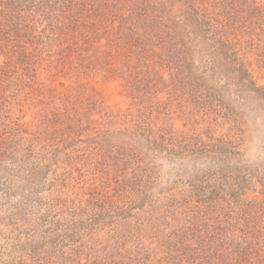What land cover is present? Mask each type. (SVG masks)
<instances>
[{
	"label": "rangeland",
	"instance_id": "rangeland-1",
	"mask_svg": "<svg viewBox=\"0 0 264 264\" xmlns=\"http://www.w3.org/2000/svg\"><path fill=\"white\" fill-rule=\"evenodd\" d=\"M28 1L50 6L21 15L34 96L53 62L110 120L61 150L54 120L0 104V264H209L243 201L264 262V0Z\"/></svg>",
	"mask_w": 264,
	"mask_h": 264
},
{
	"label": "trees",
	"instance_id": "trees-1",
	"mask_svg": "<svg viewBox=\"0 0 264 264\" xmlns=\"http://www.w3.org/2000/svg\"><path fill=\"white\" fill-rule=\"evenodd\" d=\"M29 5L28 0H22V2L19 0H0V104L5 101H9V103L12 104L15 99H20L22 104L20 109L23 110L26 117L30 113L32 115L35 114V116L42 115V118L47 119L48 126L51 124L52 120H54L55 129L61 131L62 144L72 143V146L69 148L62 149L61 147V150L73 151L74 148L72 147L76 145L77 141H80L79 137H82L83 134L85 137L87 136L88 133H86V131L88 130L83 131L84 129L97 126L99 127L98 129H101L100 131L105 133L103 130H105L107 126V120H110L109 113L106 111L108 101L105 99V95L103 99L101 98L99 101H96L93 98L95 96V89L91 94L88 93L86 88L88 86H94V80L91 79L86 83H80V85H78V81L80 80L79 77L74 80H68L64 77L62 70L61 80H59L60 72L53 74L56 69L55 63L48 61L46 62L51 67L48 68L47 66L45 69V86L41 89L39 88L37 91L38 95L34 96V92L37 88L35 87L36 85L29 86V80L31 79L32 83L35 84L37 76L35 73L31 74L30 68H22L29 66L26 61L28 55H34V51H31L29 49L31 47L24 41L29 40L23 38V35L27 34L29 26L25 21L22 22V16L26 15L28 11L32 13L37 10H40L44 15L45 11L49 10L47 8H50V6L48 3L39 4L41 6L37 7V9H31ZM78 8L79 5L61 1L59 8H57L55 12L61 14L62 26L73 28L84 27L73 15L78 14ZM51 17L52 16H50L48 20L51 19ZM55 17L56 16H53V18ZM63 21H65L66 24ZM86 35L88 36V34ZM66 37L67 35H61L63 39ZM21 39H23L22 43L24 45L22 50H17L16 47L10 45L15 41L19 42ZM85 46H81L80 53L85 50L84 54L87 55L88 50L91 49V43L88 44L87 42ZM87 57L88 61H91L90 59L95 61L89 54ZM39 59H41V57H39ZM75 59L72 58L73 61H75ZM83 63L84 62L81 64ZM65 81H69L70 84L68 83L69 87L63 90L61 87L64 85ZM9 103H6L8 104V109H10ZM2 110H0V113ZM64 130L67 132H64ZM70 153L71 152H61V156L67 158ZM249 204V201H243L246 210H243L245 216H241V220L245 223V227L241 228V230H236V233L239 232L238 236H236V240L227 242L223 247L224 252H217V255L211 256L213 259L209 261V264H264V262H259V260L254 259V257L258 256L257 250L259 247H257L255 243V238L256 241L258 238L253 234V230L256 227V220L254 216H251L250 210L253 209L255 211L256 209H254L255 205L253 207ZM246 222H248V224ZM244 244H246V247ZM247 250H249V253ZM240 254H243V256L249 255V257L247 259L244 257L239 259ZM54 263H56V261L47 260L42 264ZM63 264H65V262ZM196 264L198 263L196 262Z\"/></svg>",
	"mask_w": 264,
	"mask_h": 264
}]
</instances>
